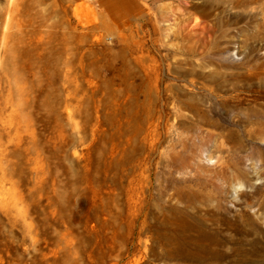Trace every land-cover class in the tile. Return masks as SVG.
<instances>
[{"label": "rangeland", "instance_id": "rangeland-1", "mask_svg": "<svg viewBox=\"0 0 264 264\" xmlns=\"http://www.w3.org/2000/svg\"><path fill=\"white\" fill-rule=\"evenodd\" d=\"M262 17L264 0H0V264H264L262 198L241 194L264 140L239 150L206 109L242 68L264 91ZM245 202L256 226L217 209ZM175 208L215 233L206 250Z\"/></svg>", "mask_w": 264, "mask_h": 264}, {"label": "bare ground", "instance_id": "bare-ground-1", "mask_svg": "<svg viewBox=\"0 0 264 264\" xmlns=\"http://www.w3.org/2000/svg\"><path fill=\"white\" fill-rule=\"evenodd\" d=\"M258 1L260 0H249L250 3H257ZM256 14L257 13L252 12L253 17ZM260 23L261 27L264 28V17L261 18ZM239 74L243 83L240 84L239 87H229L223 95L215 98V100H212V103L207 106L206 109H208L207 111L211 115L213 114L212 116H217V114L213 111L214 102L216 101V103L220 105L226 114L225 124L230 138H232L234 133L237 132L234 128L240 126V128H238L239 133L237 132L239 134L237 145L239 150H245L247 146H255L259 140H264V91L251 82L252 77L256 75V72L252 68H242V71H240ZM243 95L249 100V105L246 107H243L245 100ZM258 153L260 157L259 160L261 161V168L255 172L254 179L256 180L264 178V149H260ZM251 179L252 178L247 176V174L238 173L229 179L228 187L234 192H237V190L242 186H252ZM201 188V183H188L182 184L180 190L184 196H188V199H190V195H192L193 192H201ZM163 190L164 189H161V193ZM241 194L254 199L257 196L261 197L262 200L259 203V210L261 211V214H264V183L254 187V189L250 192H241ZM249 204L250 203L245 202V205L242 206L233 216L234 219L225 216L228 213L226 209H221V207L217 209L220 210V214L224 215V219L228 222L231 221L233 223H238V218H244L248 225L256 226L257 222L246 210V206H249ZM174 211L176 213L175 217H178L177 219L184 224L183 229L195 230V239L197 241H201L202 243H200L199 246L206 250L207 246L210 244L207 240L211 241L212 238L215 237V233L211 231L202 221H200L199 216H196L195 213L190 214L178 208H175ZM221 211H225V213L223 214ZM188 255H190L188 258L196 263L205 262L204 256L192 254ZM225 256L227 257L228 255H224V257ZM213 258L217 259L218 257L213 253Z\"/></svg>", "mask_w": 264, "mask_h": 264}]
</instances>
